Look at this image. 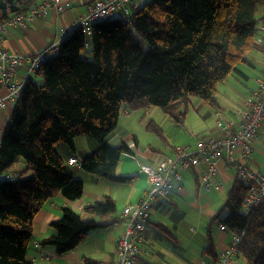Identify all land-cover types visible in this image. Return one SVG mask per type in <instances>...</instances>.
Wrapping results in <instances>:
<instances>
[{
  "label": "trees",
  "instance_id": "1",
  "mask_svg": "<svg viewBox=\"0 0 264 264\" xmlns=\"http://www.w3.org/2000/svg\"><path fill=\"white\" fill-rule=\"evenodd\" d=\"M33 2L23 0L8 15L0 11V21L26 13ZM263 8L264 0H146L129 16L93 23L89 35L75 30L62 39L35 78L23 83L0 138V264H29L32 221L49 198H81L83 181L60 147L73 150L76 136L89 137L97 147L79 169L127 181L115 173L121 154L133 155L126 141H114L120 111L155 105L182 122L189 96L216 104L219 83L241 73L238 64L249 62L248 53L262 51L257 15ZM20 159L25 167L17 171ZM246 195L247 186L236 177L210 224L222 223L240 236L238 256L247 264H264V199L244 212ZM84 212L89 217L64 206L50 222L54 233L40 244L61 255L121 218L109 196Z\"/></svg>",
  "mask_w": 264,
  "mask_h": 264
},
{
  "label": "crops",
  "instance_id": "2",
  "mask_svg": "<svg viewBox=\"0 0 264 264\" xmlns=\"http://www.w3.org/2000/svg\"><path fill=\"white\" fill-rule=\"evenodd\" d=\"M60 1L67 3L62 11H58L57 8L51 6L45 13L36 15L24 27L19 24L6 26L0 34L1 45L9 52L31 56L49 43L69 35L76 20L85 11L86 4L92 0ZM39 2L40 0H34L30 8L36 6ZM261 59L264 66L262 51ZM28 64V61H24L17 69L14 77L15 81L24 83L28 78H35V73L28 70ZM262 70H264L263 67ZM235 75L247 78L242 72H236ZM222 83L232 93V96L228 98L230 106H228L229 108L217 107L215 112L220 110L227 115L226 110L232 111L234 109L233 111H236L242 106L252 86L248 89H242L238 85L239 88H237L232 80L228 78ZM7 93V86L0 84V97L5 96ZM233 100L235 104H231ZM14 105L15 101L9 102L5 107L0 108V138L12 115ZM216 105H218V102L214 104V106ZM124 111L127 112L126 109ZM216 131V126H214L205 135H212ZM262 134L264 133L261 131L252 155L256 152L264 156L260 147L263 140ZM193 137L196 139L202 138L197 135H193ZM134 139L133 136L134 142L130 144L117 133L114 137V141H126L131 147L135 158L130 154L128 155L138 161L133 163L130 168L116 167L115 173L127 176V181L116 182L102 177L104 178L103 185L99 189L89 188L86 192H83L80 199L67 201L61 193H57L49 198L37 211L32 221L33 240L26 253L29 264H111L115 257L116 240L126 226L121 218L110 226L91 231L74 249L61 255L56 253L52 245L42 246L40 241L54 233L50 222L61 217L64 206H70L82 218H87L89 215L84 212V208L96 200H102L105 196H109L116 204L120 205L121 209L120 207L117 208L116 205L117 215L120 217L122 208L134 204L142 198L148 188V183L146 175L140 170V164L155 166L163 158L171 157L174 150L172 147L171 154L156 153L155 148L141 151ZM73 143V150L60 147L59 153L65 163L73 169L74 176L81 179L84 173L79 169V165L69 164L68 157L75 156L80 164V160L93 151L97 144L92 139H85L84 143L73 139ZM187 146L190 145L187 144ZM136 153L139 155V160L135 156ZM247 163L252 168H261V164L252 158ZM217 168L214 180L220 182L218 190L213 185L206 191L200 187L199 175L201 171L206 169V164L201 163L195 168L184 171L180 181L175 183L180 187H176L166 198L152 201L149 220L142 233L141 252L138 259L132 264H203L206 260H213V256H217L225 248L229 243L231 234L227 231H220L218 224H210V221L216 213L214 207L217 202V192L222 193L223 190L225 191L226 188L229 189L232 186L237 177V171L234 166L224 159L218 161ZM92 178L95 183L99 180L94 176ZM85 258L92 259L94 262H86Z\"/></svg>",
  "mask_w": 264,
  "mask_h": 264
},
{
  "label": "built area",
  "instance_id": "3",
  "mask_svg": "<svg viewBox=\"0 0 264 264\" xmlns=\"http://www.w3.org/2000/svg\"><path fill=\"white\" fill-rule=\"evenodd\" d=\"M141 1L146 0H92L86 4L85 11L78 17L71 32L80 30L89 35L93 23L129 16L138 8ZM66 5V2L60 0H40L26 13L14 15L4 22L0 21V34L9 25L19 24L24 27L36 15L45 13L51 6L62 11ZM66 36L49 43L31 56L9 52L0 41V84L8 88V93L0 97V108L17 100L23 82L15 81L14 77L22 63L28 61V70L34 72L42 61L59 48L61 40ZM257 37L264 54V10L257 16ZM234 115L235 117L225 115L217 110L215 112L217 131L214 134L196 139L192 147L175 146L173 155L163 158L155 166L140 164V170L146 175L148 188L138 202L126 205L122 210L120 217L126 226L116 240L115 257L111 264H132L138 259L143 240L142 233L149 220L152 201L166 198L176 187H180L175 183L180 181L182 173L201 163L206 164V169L199 175V185L203 190H209L212 185L217 190L220 188V182L214 180V175L218 170V161L224 159L235 167L237 177L247 186L243 211L248 212L264 199V172L250 167L247 163L260 137L259 133L261 131L264 133V70L263 76L255 79L249 95ZM262 136L260 147L264 155V134ZM132 157L135 158L133 155ZM68 162L79 165L75 157H69ZM218 228L220 231H226L222 223L218 224ZM239 240L238 234H231L229 243L218 253L216 259L206 260L203 264H238Z\"/></svg>",
  "mask_w": 264,
  "mask_h": 264
},
{
  "label": "rangeland",
  "instance_id": "4",
  "mask_svg": "<svg viewBox=\"0 0 264 264\" xmlns=\"http://www.w3.org/2000/svg\"><path fill=\"white\" fill-rule=\"evenodd\" d=\"M143 2L144 1H141L140 4H143ZM259 14H261V12ZM247 55L249 62L244 61L238 64L239 70H241V72L247 76V78L235 74H231L227 77L228 79L232 80L234 86L237 88L240 86L242 89H248L254 85L256 78L263 76L261 52L254 50ZM222 82L217 86V92L215 96L218 105H210L198 96H189L187 102L183 106L185 114L183 120H181L182 122H178L173 117H171L172 115L164 112L160 107L155 105H150L148 107H138L134 109L126 108L127 112L122 109L118 117V124L114 134L117 133V135H120L121 138H124L130 144L134 142V136L137 139L138 149L141 151H148L152 148H155L156 153L160 152L162 154H171L170 152L172 147L174 148L177 145L188 144L193 146L196 141V138L193 137V135L206 137L208 135L205 134L214 128L215 109L217 107L229 108L228 106H230V101L228 98L232 96V93ZM231 104H235L234 100ZM233 110L234 109H232V111L226 110V114H230L235 117V111ZM74 139L76 141H80V143H84L85 139L90 138L81 135L76 136ZM135 156L139 160L138 153H136ZM251 158L261 164V168L259 169L264 172V156L254 152ZM137 162V160L131 158L127 153H123L120 156L117 167L121 166L123 168H130L132 167L133 163ZM24 167L25 164L23 160L20 159L15 164L13 169L21 171ZM82 173H84L81 177V180L83 181V192H86V190L89 188L99 189L103 185L104 178H97L99 180L97 183H95L93 182V176L83 171ZM227 189L228 188H226L225 191L223 190L222 193L217 192V202L216 206L214 207L216 211H218V209L222 206ZM116 205L117 208L120 207L119 204ZM238 264L247 263L243 258H239Z\"/></svg>",
  "mask_w": 264,
  "mask_h": 264
},
{
  "label": "water",
  "instance_id": "5",
  "mask_svg": "<svg viewBox=\"0 0 264 264\" xmlns=\"http://www.w3.org/2000/svg\"><path fill=\"white\" fill-rule=\"evenodd\" d=\"M23 0H0V11L2 15L14 13L20 9Z\"/></svg>",
  "mask_w": 264,
  "mask_h": 264
}]
</instances>
